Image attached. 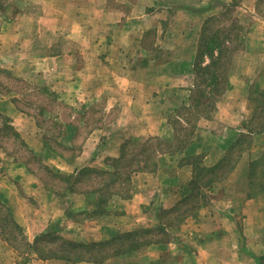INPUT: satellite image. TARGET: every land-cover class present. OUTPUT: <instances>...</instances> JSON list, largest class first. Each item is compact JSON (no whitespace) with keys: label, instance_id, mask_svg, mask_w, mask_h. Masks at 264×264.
<instances>
[{"label":"crops","instance_id":"crops-1","mask_svg":"<svg viewBox=\"0 0 264 264\" xmlns=\"http://www.w3.org/2000/svg\"><path fill=\"white\" fill-rule=\"evenodd\" d=\"M9 1L19 10L6 15L0 8V72L26 91L0 88L1 215L30 243L57 224L59 236L75 242L160 226L166 241L136 250V259L263 264L264 186L253 187V178L264 162V127L252 123L264 91V0H75L65 28L47 30L40 0ZM227 19L235 26L230 36ZM221 32L220 44L204 36ZM228 47L225 73L212 74L224 58L220 48ZM94 104L100 118L90 126ZM4 125L31 156L8 148L15 145ZM245 136L248 145L229 165ZM147 139L162 142L154 166L133 172L127 196H110L101 212L98 193L72 191L60 180L86 168L111 172L109 160L123 143ZM192 197L199 204L190 213L162 223V212ZM74 214L91 215L87 229L74 231ZM1 231L0 264H15L8 256L17 252ZM41 262L128 264L119 255L101 263Z\"/></svg>","mask_w":264,"mask_h":264},{"label":"trees","instance_id":"trees-1","mask_svg":"<svg viewBox=\"0 0 264 264\" xmlns=\"http://www.w3.org/2000/svg\"><path fill=\"white\" fill-rule=\"evenodd\" d=\"M228 27V31L234 30V27ZM218 44V43H216ZM218 46V45H216ZM223 52L230 51L228 49H222ZM219 51V50H218ZM220 52V51H219ZM218 57V56H217ZM213 57V53H210V58ZM221 59L223 58L220 57ZM219 58V59H220ZM218 59V62L220 60ZM215 59L212 60L210 67H214ZM217 69V68H215ZM214 70L211 72L212 74L219 75V73ZM216 77V76H215ZM214 77V78H215ZM3 129L5 133L12 138V141L17 148V152L23 150L22 154L25 157H29L32 153L28 150L26 145L22 142L19 136L10 128L8 125H4ZM19 138V139H18ZM14 139V140H13ZM155 143L158 144L156 149L153 147ZM162 150V142L160 140L147 139L143 142H139L136 140H128L122 144L120 150V156L118 158L110 159V164L113 167L111 172L105 170H96L91 168L83 169L78 173L76 177H63L61 178V182L67 184V188L72 191H83L84 189L90 188L92 192L98 193L99 202L98 208L101 210L103 206L106 204L107 200L110 196L118 194L119 196H127V188L130 181V176L133 172L138 170H148L152 169L154 166V156L156 155V151ZM34 164L39 165L38 169L43 175H49L48 169L44 167L41 163V160L35 158ZM31 162V163H32ZM58 178V177H56ZM119 192H116V190ZM122 191V193H121ZM124 192V193H123ZM9 221L10 226L4 224L2 232H5L7 235V240L12 241L13 238H20V242L26 245L27 250L34 249L40 241H44V243H49V249H45L41 247V252L36 251L39 259L49 260V259H59V260H68V261H92V262H102L103 260L112 257L118 256L131 249H135L142 246V244L138 243L136 239L132 237L135 231L119 234L118 236L112 238L111 240H107L104 242H90V243H80L75 241H69L64 239L61 236H51L48 233L41 234L38 236L33 243H28L26 241V237L23 235L21 228L16 226L10 216L5 213H2L0 217L1 223L3 221ZM148 231V230H143ZM141 231V232H143ZM13 243V242H12ZM147 243V242H145Z\"/></svg>","mask_w":264,"mask_h":264},{"label":"rangeland","instance_id":"rangeland-1","mask_svg":"<svg viewBox=\"0 0 264 264\" xmlns=\"http://www.w3.org/2000/svg\"><path fill=\"white\" fill-rule=\"evenodd\" d=\"M40 3V7L42 9V12L46 15V17L42 18V25L44 26V28L47 30V28L51 27H55V28H60L63 29L65 28L66 25V21L68 20L67 18H64V15H66L67 17H70L69 14H73L74 13V9H75V5H76V1L75 0H48L46 2H43V0H40L38 2V5ZM79 4V3H78ZM264 6V5H263ZM0 8L2 10V12H4L6 15L11 14H15L18 10H19V6L17 5V3L15 1H9V0H0ZM264 10V7L262 8ZM262 10V11H263ZM54 11L57 12L58 16L57 17H49L50 13H53ZM233 21H228V19L225 22V25H232L231 27H235L234 24L232 23ZM216 27L215 25H210V28L208 27V31L212 32L215 31ZM222 34V35H220ZM224 33H214L215 38L213 37V34H206L204 36L208 37L209 39H213L212 41L218 44H220L223 41V37H224ZM228 36L231 35V33L228 31ZM226 36V35H225ZM213 37V38H212ZM218 37V38H217ZM44 40L48 41L49 40V35L47 33L44 34ZM228 49V48H227ZM230 50V49H229ZM231 50L228 52L226 51L224 53V58L222 63L220 64V67L216 72L219 73H225V69H226V61L229 60V54H230ZM3 76L5 77L9 83H7L6 86H2V82L0 81V88H2L1 90L9 92L8 90H12L14 92H19L18 90H22V92L24 93L26 91V86L24 83H20V81H15L14 78L9 77V75L7 76L6 74H3L2 72H0V77ZM18 85V86H17ZM259 97H260V101L261 104L256 112L255 118H254V122L252 123V129H261L264 127V91L261 93H259ZM34 98L31 97L30 101H33ZM90 108H92L94 110L95 113H91L90 114V118H89V123L90 126H94L98 123V119L100 118V115L98 113H96V108H97V104H94L93 106H91ZM11 139V137H9ZM12 140V139H11ZM250 141L248 136H245L242 138V140L240 141V143L238 144V146L232 151V154L230 156V160L228 162V164L230 165L235 157L239 154V150L244 148L245 146L248 145V142ZM9 149H14L13 146L9 145L8 146ZM202 174H204V176L201 177V179H203V181H205L204 183L207 182L208 177L206 175L205 172H203ZM263 187L264 186V162L262 161L260 163V165H258L255 169L254 172V178H253V187ZM201 186L197 185V187H195V190L200 189ZM116 190V189H115ZM116 192H119V190H116ZM122 193V191H121ZM124 193V192H123ZM190 201L185 204L184 207H182V209H179L177 211H167V212H162V223H166V224H171V223H176L180 221V214H186V213H190L192 211V209L196 206V204H199V200H196V198H190ZM203 200H200V202ZM203 203V202H202ZM1 210V209H0ZM100 212L102 211L99 210ZM98 211V212H99ZM1 212L0 211V217H1ZM5 213V212H4ZM99 214V213H98ZM69 218L73 219L75 221V226H74V231H78L79 229H87V224H86V220H88L87 218H90L91 215L89 214H74V216H70L68 215ZM10 224V222H9ZM4 226V221L1 223L0 221V231L1 229H3ZM10 226V225H8ZM6 229H3V231H5ZM143 230H148V231H143ZM143 231V232H141ZM2 233V231H1ZM48 234H50L51 236H59L60 234V228L59 225H55L52 227L51 230H49L48 232H46ZM129 233V232H128ZM4 235H6L5 232H3ZM2 234V235H3ZM122 234V233H121ZM124 234V233H123ZM3 235V236H4ZM167 235L163 230L162 227L158 226L156 228L153 229H140V230H136L135 233L132 235V237L134 239H136L137 241H139L138 243L142 244V246L140 245V247L135 248V249H131L129 251H127L126 253H123L120 256V259H124L128 262V264H167L165 263H151L150 261L144 260V259H136L137 253H135L136 250L141 249L143 246L149 245V244H155V243H159L160 241H166ZM118 236V235H117ZM111 240V239H110ZM13 242V248L16 250V256H8L9 258L13 259V263L15 264H56L55 262H41L42 259H39L37 256V252H41V247H44L45 249H49V245L51 244H47L44 243V241H40V243L34 247V249L32 250H27L26 245H24V243L22 244L20 242V238L15 237L13 238V240L11 241ZM25 242H28L27 240ZM34 242V241H33ZM32 242V243H33ZM80 243H90V242H86V241H77ZM147 242V243H145ZM30 243V242H28ZM37 253V254H36ZM125 257V258H124ZM138 258V257H137ZM190 261V260H189ZM92 262V261H90ZM103 262V261H102ZM95 263V262H93ZM97 263H101V262H97ZM172 263V262H171ZM262 263L264 264V260L262 261ZM122 264H126V262L122 263ZM172 264H183V262L179 261V262H175ZM189 264H191V262H189Z\"/></svg>","mask_w":264,"mask_h":264}]
</instances>
